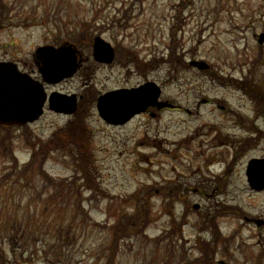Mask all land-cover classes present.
<instances>
[{"label":"rangeland","instance_id":"rangeland-1","mask_svg":"<svg viewBox=\"0 0 264 264\" xmlns=\"http://www.w3.org/2000/svg\"><path fill=\"white\" fill-rule=\"evenodd\" d=\"M3 1L9 13L0 22V61H16L37 78L36 48L74 43L67 35L71 28L79 35H101L117 49L116 60L104 65L90 57L92 40L76 44L89 59L74 76L47 85L49 92L87 96L94 90L97 95L154 80L162 87L161 98L176 107L162 109L155 118L140 114L124 125H109L94 98L85 121L46 107L39 120L12 129L11 139H6L9 154L15 153L22 167L34 149L40 163L46 155L43 164L55 179L49 176L54 193L47 186L52 182L42 183L47 177L33 176L32 168L28 178L26 173L18 178L19 168L0 155V264H106L114 224L123 209L135 211L134 202H143L148 186H153L149 206L156 219L146 228L147 236L132 234L121 241L114 264H188L183 255L198 254L193 248L198 243L197 221L205 214L233 240L224 252L227 239L218 235L223 247L210 256V264H258L257 255L264 249V189L250 185L246 166L250 159L264 157V113L259 111L264 108H257L251 88L226 82L230 78L221 79L218 71L242 78L252 72L253 59L264 55V44L258 43L264 31V0ZM168 44L187 61L207 60L211 69H175L167 62L152 69L150 60L166 57ZM262 71L264 63L254 71L257 78L264 76ZM203 98L211 101L199 103ZM236 113H246L249 125L257 124L260 131L244 130L236 123ZM251 132L257 137L236 156L233 140ZM4 134L0 127V138ZM175 183L183 184L188 207L183 201H176L174 209L162 204L165 184L169 190ZM70 185L75 191L71 196ZM195 203L200 204L198 210ZM229 203L242 211L232 208L227 217L216 216ZM180 223L183 238L178 232L173 240L158 239L166 228H179ZM213 233L211 228L202 236L210 239ZM167 242L173 247L166 248Z\"/></svg>","mask_w":264,"mask_h":264},{"label":"water","instance_id":"water-1","mask_svg":"<svg viewBox=\"0 0 264 264\" xmlns=\"http://www.w3.org/2000/svg\"><path fill=\"white\" fill-rule=\"evenodd\" d=\"M264 40V33L260 41ZM41 59L40 71L44 79L57 82L75 73L78 62L76 50L70 44L60 47L52 45L41 46L37 49ZM94 56L98 60L111 61L114 56L112 45L101 36L94 42ZM201 68L207 64L193 61ZM160 95V88L155 82H148L137 88H121L104 93L98 99V108L108 121L124 123L134 114L144 110L147 105L154 103ZM47 92L43 83L19 70L13 61H0V123L21 124L34 121L43 112ZM50 108L56 111L73 112L77 106L76 94L66 95L54 91L49 96ZM251 162L248 174L251 184L255 176Z\"/></svg>","mask_w":264,"mask_h":264},{"label":"trees","instance_id":"trees-1","mask_svg":"<svg viewBox=\"0 0 264 264\" xmlns=\"http://www.w3.org/2000/svg\"><path fill=\"white\" fill-rule=\"evenodd\" d=\"M63 9L66 12V14L68 15L69 12L67 10V7H65ZM8 13H9L8 5L3 0H0V22L6 17V15H8ZM57 13H59V11ZM57 13L55 14V16H58ZM74 23H75V21H72V24H74ZM68 33L72 36L73 39L80 42V39L78 38L79 34L75 30H71ZM81 35H82V38H84L85 40L88 37L87 34L86 35L81 34ZM84 118H85L84 112H83V109L81 108L76 115V122L83 121ZM11 130H12L11 128L5 129L6 134H4V136H2L0 138V155L3 157L4 160L8 159L6 161H10L14 165V167L19 168L18 173H15L16 177H18V178L22 177V174H25V173L28 175L27 176V178H28L29 175L31 174L30 172L32 171L31 170L32 168H33V171H32L33 176L38 175V174H41V176L45 175L48 180H44L42 183L52 182V183H47V186H49L48 190L51 193L52 192L51 187L53 186L54 181L50 180V177L47 174H45L43 163H40V161L37 159L38 156H36V155L37 154L39 155L38 150H36V153H35V156L33 159L35 163H32V160H31L24 167L21 166L17 157L9 154L10 148H9L8 144H6V139L7 138L11 139V136H10ZM44 158L45 157H43V159ZM37 161H39V162H37ZM28 183H30V180H28ZM73 192H75L74 187L69 188L68 195L71 196V194ZM79 203L80 202H77V205H79ZM143 211L146 214H144ZM143 211L137 205L136 211H134L133 213H123L121 215L120 219L117 221V224L113 227L114 236L112 239V248H111L110 254H107V263L106 264H114L115 263V261H116L115 258L117 257V253L119 250L121 240L125 239L126 237H129L132 234L133 235H137L139 233L141 234V232H143L144 229L147 227V225L150 223L151 220L149 218H147L148 211L146 210V207L143 209ZM11 237L16 238L17 236L15 234H12ZM204 249H205V252H207L209 247L205 246ZM223 249H224V247H223ZM202 253L204 254L203 251H202ZM1 257L2 256L0 255V258ZM204 258H206V259L204 260ZM209 258L210 257L205 255V256H202L200 258L195 259L194 261H191V263L192 264H202V263L210 264Z\"/></svg>","mask_w":264,"mask_h":264},{"label":"flooded vegetation","instance_id":"flooded-vegetation-1","mask_svg":"<svg viewBox=\"0 0 264 264\" xmlns=\"http://www.w3.org/2000/svg\"><path fill=\"white\" fill-rule=\"evenodd\" d=\"M86 59H89L88 57ZM207 100V99H205ZM172 103V102H171ZM171 107H176V105L174 103H172ZM158 109V105L155 104V105H150L147 107L146 109V114H150L152 116H158V113H159V110L157 111ZM188 110V109H187ZM205 180V179H204Z\"/></svg>","mask_w":264,"mask_h":264}]
</instances>
